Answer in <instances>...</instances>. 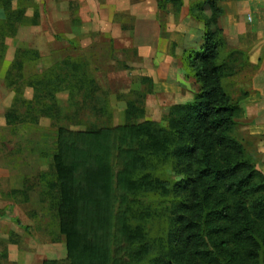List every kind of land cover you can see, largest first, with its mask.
<instances>
[{"label": "rangeland", "instance_id": "rangeland-1", "mask_svg": "<svg viewBox=\"0 0 264 264\" xmlns=\"http://www.w3.org/2000/svg\"><path fill=\"white\" fill-rule=\"evenodd\" d=\"M158 1L14 0L15 19L5 26L0 9V237L10 236L0 242V264H22L24 256L28 264L66 256L57 194L51 188L58 128L125 125L129 102L145 110L138 123L168 127L170 109L192 102L199 93L200 86L185 70L184 52L199 51L206 27L218 30L225 22L194 0L189 15L173 5L160 10ZM250 24L241 49L249 63L241 61L227 84L243 110L235 136L261 172L264 135L247 129L257 109L250 96H243L255 91L264 67L263 56L258 57L264 51L258 50ZM19 50H36L40 58L10 75ZM53 69L58 77L50 78L52 84L41 83ZM167 170L172 181L180 182V175ZM139 201L155 215L172 216L181 197L149 195ZM154 218L150 233L159 239L167 222ZM8 242L14 246L8 248Z\"/></svg>", "mask_w": 264, "mask_h": 264}, {"label": "trees", "instance_id": "trees-1", "mask_svg": "<svg viewBox=\"0 0 264 264\" xmlns=\"http://www.w3.org/2000/svg\"><path fill=\"white\" fill-rule=\"evenodd\" d=\"M13 1L0 0L3 26L15 19ZM224 1L208 0L201 10L217 19ZM166 4L184 5L165 0L160 9ZM203 41L183 58L200 91L192 102L170 109L168 127L138 123L145 110L129 102L125 125L58 128L51 188L68 257L43 264H264V174L235 136L243 110L227 84L249 57L230 48L219 28L206 27ZM15 58L10 75L40 54L19 50ZM46 76L41 83L58 77L54 69ZM167 168L180 182L169 178ZM149 195L181 197L177 214H153L139 201ZM153 218L167 222L159 239L150 233Z\"/></svg>", "mask_w": 264, "mask_h": 264}, {"label": "crops", "instance_id": "crops-1", "mask_svg": "<svg viewBox=\"0 0 264 264\" xmlns=\"http://www.w3.org/2000/svg\"><path fill=\"white\" fill-rule=\"evenodd\" d=\"M164 1L165 0H159L157 2L158 9H160L159 3H162ZM206 1L208 0H194V2H196L195 4L205 3ZM189 2L190 0H183L184 9L182 10L184 11V13L186 12L188 15L189 13H192V5L190 6ZM166 5H171V4H166ZM219 7L221 8L222 11V15L220 16V19H223L225 22V25L221 29L226 38L227 45L230 48L238 49V50L243 49L244 32L247 29L249 30L250 26H248V24L251 23L250 25L252 32L256 34V36H253V38L255 39L256 37V41L258 42V50L264 51V0H227L221 2L219 4ZM197 12L198 11H195V13H193L194 16H198V14H196ZM260 56H263L264 58V52L262 55H259L258 57ZM257 61H252V63H256ZM250 100L253 102L257 110L254 111L256 112V114L254 117L251 118L250 122L248 123L247 129L250 130L252 133L264 135V67L262 68V70L258 75V82L256 84L255 91L250 93ZM244 111L249 116V113L246 111V109H244ZM260 170L264 174V165L260 166ZM9 237L10 236L3 235V238L0 237L2 239L0 240V242H6L7 239H10ZM7 245L8 248H12L14 246L12 242H8ZM12 256L13 255L11 254L10 257ZM67 257L68 256L66 249V256L64 257L63 261H65ZM22 260H23L22 264H28L27 261L25 260V256ZM46 261H60V259L46 260ZM43 263H44L43 261L40 262V264Z\"/></svg>", "mask_w": 264, "mask_h": 264}]
</instances>
